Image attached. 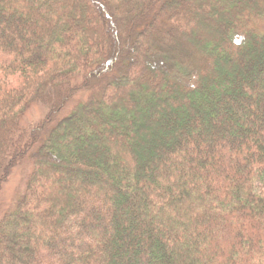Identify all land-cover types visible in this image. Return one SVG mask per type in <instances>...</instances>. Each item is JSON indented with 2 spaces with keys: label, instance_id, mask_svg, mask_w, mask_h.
Instances as JSON below:
<instances>
[{
  "label": "trees",
  "instance_id": "16d2710c",
  "mask_svg": "<svg viewBox=\"0 0 264 264\" xmlns=\"http://www.w3.org/2000/svg\"><path fill=\"white\" fill-rule=\"evenodd\" d=\"M28 157L0 264H264V0H0V188Z\"/></svg>",
  "mask_w": 264,
  "mask_h": 264
},
{
  "label": "rangeland",
  "instance_id": "374dc122",
  "mask_svg": "<svg viewBox=\"0 0 264 264\" xmlns=\"http://www.w3.org/2000/svg\"><path fill=\"white\" fill-rule=\"evenodd\" d=\"M209 17L210 16L208 15L207 16L200 15L197 11L196 12L193 11L189 15L188 18L192 22H195L196 18L202 19L204 27L207 30L208 28L210 29V27H212V26H208ZM183 23H184L185 29H187L188 33H190L192 36L195 32L198 31L197 29L194 28V26H189L188 23H186L185 21ZM178 26H180L181 29L184 28L181 24H178ZM175 27L176 26H173L171 29L172 30L170 32L171 36L174 35L172 32L175 31ZM198 27L199 26L196 25V28ZM209 33H212V32H209ZM144 37H145V34L138 36V38H141V39ZM172 44H175V41H172ZM120 46H121L120 42L117 43V48H119ZM246 58L247 57H245V61H246ZM84 98H85V94H82L78 96L77 98L73 99V101L66 107L63 114L69 113V111L73 108V106L77 104L78 101L82 102ZM38 106L39 105H33L31 109L25 113V118L27 119V122L33 126L38 121H40V119L45 114L46 106L45 105L44 106L40 105L39 107ZM33 166L34 164L32 163L31 158L28 157L26 158V160H23V162L17 168L14 167L10 170V173L7 177L6 182L0 188V219L3 217L5 213H8L12 209L11 208L12 204L18 200V195L23 193L25 182L29 174H31Z\"/></svg>",
  "mask_w": 264,
  "mask_h": 264
}]
</instances>
